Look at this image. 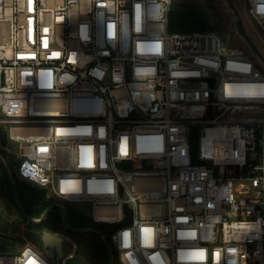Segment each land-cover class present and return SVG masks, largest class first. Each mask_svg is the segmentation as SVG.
Instances as JSON below:
<instances>
[{"label": "built area", "instance_id": "2783aa9c", "mask_svg": "<svg viewBox=\"0 0 264 264\" xmlns=\"http://www.w3.org/2000/svg\"><path fill=\"white\" fill-rule=\"evenodd\" d=\"M174 1L0 0V127L20 179L115 225L120 264H264V72L234 17L170 32ZM0 264L57 263L28 240Z\"/></svg>", "mask_w": 264, "mask_h": 264}, {"label": "trees", "instance_id": "16d2710c", "mask_svg": "<svg viewBox=\"0 0 264 264\" xmlns=\"http://www.w3.org/2000/svg\"><path fill=\"white\" fill-rule=\"evenodd\" d=\"M209 25L210 13L205 5L198 3V1L189 3L173 2L168 15V29L170 32L203 31L207 30ZM256 55L263 59L261 63L264 65L263 53L257 51ZM192 143L194 149H196L197 141L193 140ZM0 154L12 174L25 213L33 218H39L55 200L48 198L44 189L33 187L30 183L18 177L17 172L14 171L17 156L15 152L9 151L8 139L2 128H0ZM0 170V199L9 200L14 205L18 217L23 218L1 162ZM64 206L70 227L100 230L104 233L112 248L108 229H112L115 225L95 223L86 211L80 210L74 204L65 203ZM18 221L16 219V222ZM37 228L61 234L69 240L71 246H69L66 256L70 254L71 256L66 258L65 264H110L107 248L101 238L93 233H74L66 230L63 226L62 214L59 209H53ZM113 255L114 264H120L114 252Z\"/></svg>", "mask_w": 264, "mask_h": 264}, {"label": "rangeland", "instance_id": "374dc122", "mask_svg": "<svg viewBox=\"0 0 264 264\" xmlns=\"http://www.w3.org/2000/svg\"><path fill=\"white\" fill-rule=\"evenodd\" d=\"M191 1H198V3L205 5L210 13V25L207 30L218 31L222 35L224 41L226 40V37L230 35L228 41L230 45L232 47L240 48L248 54H254L253 60L261 66V69L264 72V65L261 63L263 62V59L256 55L257 51H259L263 53L264 58V33L254 19L248 14L244 2L238 0H175L174 2L189 3ZM232 17H234L233 26L229 33V24ZM0 128L4 130L7 136V130H5L4 127ZM7 139L9 151L15 152L17 156L14 167V171L17 172V167L20 162L16 152L17 148L16 145L9 140L8 136ZM76 207L87 212V206L84 204L76 205ZM16 219L19 221L16 222ZM28 228L33 230V232L36 231L40 234L37 225L30 224L23 218L18 217L14 205L10 203L9 200L0 199V254H13L24 243H26L30 236L26 233L28 232ZM111 245L116 259L118 260V252L112 242Z\"/></svg>", "mask_w": 264, "mask_h": 264}, {"label": "water", "instance_id": "95a60500", "mask_svg": "<svg viewBox=\"0 0 264 264\" xmlns=\"http://www.w3.org/2000/svg\"><path fill=\"white\" fill-rule=\"evenodd\" d=\"M0 162L3 165V168L6 172V175L8 177V180L11 185L12 192L15 196L18 208L23 215V219L26 220L30 224L34 225H41L47 215L53 210V209H59L62 214V222L63 226L66 230H70L74 233H93L98 235L101 240L103 241L104 245L107 248L108 254H109V259H110V264H114V255H113V250L111 246L109 245V242L104 235V233L100 230L93 229V228H84V229H79V228H73L70 227L68 220H67V215H66V208L64 205L59 204V203H52L50 206L47 207V209L41 214L39 218H33L29 216L28 214L25 213L22 204L19 199V195L17 192V189L15 187V183L12 177V174L4 160L2 159L0 155ZM0 178H1V170H0ZM30 242L35 244L39 250H41L45 256H47L49 259L52 261L56 262L57 264H63V259L65 258L66 254L63 252V244H67L68 246H71L70 242L67 241L65 238H63L59 234L51 233L48 230H42L39 234V243L36 241L35 238L30 239ZM55 252L58 254L55 256Z\"/></svg>", "mask_w": 264, "mask_h": 264}, {"label": "flooded vegetation", "instance_id": "af4514ba", "mask_svg": "<svg viewBox=\"0 0 264 264\" xmlns=\"http://www.w3.org/2000/svg\"><path fill=\"white\" fill-rule=\"evenodd\" d=\"M26 222H27V221H26ZM38 231L41 232L42 229H39V228H38ZM26 233H28V234L30 235V236H29L30 239L35 238L36 241L39 243V234H38L36 231L33 232V230H31L30 228H28V232H26ZM55 234H57V233H55ZM59 235H61V234H59ZM61 236L67 240L66 237H64L63 235H61ZM67 241H68V240H67ZM68 248H69V246H68L67 244H63V252H64V254H66ZM56 255H58V254L55 252V256H56Z\"/></svg>", "mask_w": 264, "mask_h": 264}]
</instances>
